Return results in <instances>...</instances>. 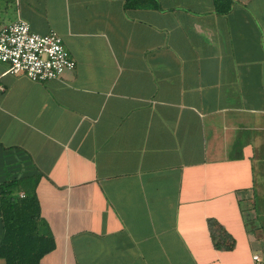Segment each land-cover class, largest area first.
Instances as JSON below:
<instances>
[{
  "label": "crops",
  "instance_id": "1",
  "mask_svg": "<svg viewBox=\"0 0 264 264\" xmlns=\"http://www.w3.org/2000/svg\"><path fill=\"white\" fill-rule=\"evenodd\" d=\"M16 17L75 62H0V183L37 200L38 264H264V0H0Z\"/></svg>",
  "mask_w": 264,
  "mask_h": 264
},
{
  "label": "trees",
  "instance_id": "2",
  "mask_svg": "<svg viewBox=\"0 0 264 264\" xmlns=\"http://www.w3.org/2000/svg\"><path fill=\"white\" fill-rule=\"evenodd\" d=\"M16 186L17 181L13 180L0 183V259L4 264H38L54 248V241L38 230L39 206L35 196H17ZM207 226L214 247L231 248L232 238L221 225L209 220Z\"/></svg>",
  "mask_w": 264,
  "mask_h": 264
},
{
  "label": "built area",
  "instance_id": "3",
  "mask_svg": "<svg viewBox=\"0 0 264 264\" xmlns=\"http://www.w3.org/2000/svg\"><path fill=\"white\" fill-rule=\"evenodd\" d=\"M0 62L6 64L4 73L22 74L36 82L55 79L75 66L57 33H35L19 17L0 28Z\"/></svg>",
  "mask_w": 264,
  "mask_h": 264
}]
</instances>
